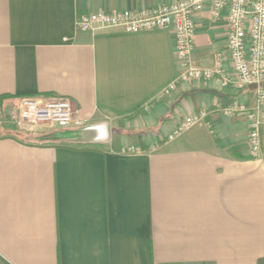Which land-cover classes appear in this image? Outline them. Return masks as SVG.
<instances>
[{"label": "crops", "instance_id": "0c3cea01", "mask_svg": "<svg viewBox=\"0 0 264 264\" xmlns=\"http://www.w3.org/2000/svg\"><path fill=\"white\" fill-rule=\"evenodd\" d=\"M176 1L0 0V264H264V126L253 158L227 112L264 102L231 81L224 20L193 14L190 65L222 75L185 81L171 29L76 25ZM27 96L74 122L27 126Z\"/></svg>", "mask_w": 264, "mask_h": 264}, {"label": "built area", "instance_id": "2783aa9c", "mask_svg": "<svg viewBox=\"0 0 264 264\" xmlns=\"http://www.w3.org/2000/svg\"><path fill=\"white\" fill-rule=\"evenodd\" d=\"M211 5L214 20L223 19L227 27V53L238 87L252 85L256 88L257 101L264 102V0H179L144 11L94 12L80 16L76 25L86 31L97 32L118 29L139 32L152 29H171L175 40V54L180 64L179 80H194L222 75L216 69H198L190 65L194 46V23L192 16ZM225 82L230 79L224 78ZM21 119L29 127L63 128L74 122L72 103L68 98L38 96L22 97L18 107ZM244 113L248 120V146L250 156L261 153V128L264 126V111H254L246 106L232 107L227 112ZM197 117L188 118L183 126L194 123ZM174 134L168 136L171 139Z\"/></svg>", "mask_w": 264, "mask_h": 264}, {"label": "rangeland", "instance_id": "374dc122", "mask_svg": "<svg viewBox=\"0 0 264 264\" xmlns=\"http://www.w3.org/2000/svg\"><path fill=\"white\" fill-rule=\"evenodd\" d=\"M17 110H15V112H16ZM18 111H19V109H18Z\"/></svg>", "mask_w": 264, "mask_h": 264}]
</instances>
